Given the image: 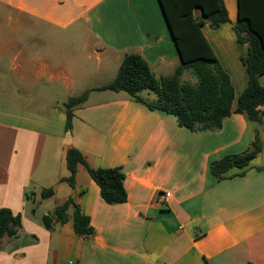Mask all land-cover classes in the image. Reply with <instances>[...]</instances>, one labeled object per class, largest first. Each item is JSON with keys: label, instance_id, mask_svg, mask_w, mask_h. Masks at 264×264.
<instances>
[{"label": "crops", "instance_id": "0c3cea01", "mask_svg": "<svg viewBox=\"0 0 264 264\" xmlns=\"http://www.w3.org/2000/svg\"><path fill=\"white\" fill-rule=\"evenodd\" d=\"M223 2L229 22L201 29L230 78L232 111L219 129L191 131L126 92L99 90L129 54L157 78L180 66L159 0H0V35H18L2 42L18 51L15 75L0 84V209L21 217L17 236L0 241V264H264V105L262 124L234 112L248 44L235 32L237 0ZM88 90L67 131L65 103ZM256 137L261 151L249 165L211 172ZM71 147L93 169L120 168L126 202L108 204L83 165L73 187L64 181ZM70 197L92 235H77L72 220L45 226Z\"/></svg>", "mask_w": 264, "mask_h": 264}, {"label": "trees", "instance_id": "16d2710c", "mask_svg": "<svg viewBox=\"0 0 264 264\" xmlns=\"http://www.w3.org/2000/svg\"><path fill=\"white\" fill-rule=\"evenodd\" d=\"M159 4L169 26L181 65L167 77L157 78L148 63L139 55H127L115 79L99 88L126 92L131 99L174 115L181 127L191 131H209L221 128L226 117L231 114L234 89L228 74L224 71L202 33V26L210 23L213 27L229 22L228 12L223 0H159ZM200 12V17L194 11ZM235 32L238 42L248 44L247 54L242 57L246 68L245 89L236 100L237 114L245 115L249 121L262 124L264 87L259 78L264 75V0H237V22ZM184 70H192L197 77L196 83L182 81ZM151 91L156 95L153 101L142 93ZM89 90L71 97L65 103L67 117L66 130H72L73 109L86 102ZM261 151V143L256 137L252 148L241 155L227 156L211 166V172L221 176L231 168H244ZM69 177L63 179L70 186L75 185L79 165H83L92 180L100 188L102 198L108 204L126 202L127 193L123 185L124 176L120 168L93 169L83 154L76 148H69L66 154ZM54 190L43 189L41 198L53 195ZM72 209L69 217L67 212ZM65 223L72 220L75 233L90 236L94 230L89 217L84 215L70 197L62 206L56 208L43 221L47 228L52 221ZM21 226L20 215H14L7 208L0 209V241L4 236L16 237Z\"/></svg>", "mask_w": 264, "mask_h": 264}, {"label": "rangeland", "instance_id": "374dc122", "mask_svg": "<svg viewBox=\"0 0 264 264\" xmlns=\"http://www.w3.org/2000/svg\"><path fill=\"white\" fill-rule=\"evenodd\" d=\"M18 37L17 34L15 35H11L8 31H5L2 35H0V84L2 83L3 79L5 76H13L15 75V73H11L9 72V70L13 69V64H11V60H13V57L17 54L18 51V47H15L11 50H6L5 45H2V42H8L12 37ZM34 35H29L27 36L28 38H32ZM38 48L41 47V43L37 44ZM36 45V46H37ZM30 53L35 52L34 47L32 46L31 49L29 50ZM15 64V63H14ZM181 65V64H180ZM15 69V67H14ZM190 71V72H189ZM174 73V69L173 71H170L169 76L171 74ZM191 70H187L184 79H186V81H190L192 79V75H193V80L195 82H197V77L192 73ZM12 88V85L10 86ZM145 93H148L150 96L146 95V98H156V95L151 92V91H145ZM143 95V94H142ZM144 96V95H143ZM145 97V96H144Z\"/></svg>", "mask_w": 264, "mask_h": 264}, {"label": "built area", "instance_id": "2783aa9c", "mask_svg": "<svg viewBox=\"0 0 264 264\" xmlns=\"http://www.w3.org/2000/svg\"><path fill=\"white\" fill-rule=\"evenodd\" d=\"M164 197H165V198L170 197V193H166V194L164 195ZM70 264H72V263H70Z\"/></svg>", "mask_w": 264, "mask_h": 264}]
</instances>
